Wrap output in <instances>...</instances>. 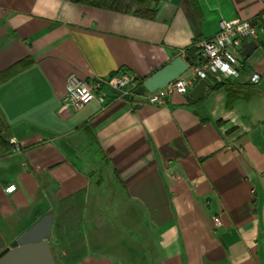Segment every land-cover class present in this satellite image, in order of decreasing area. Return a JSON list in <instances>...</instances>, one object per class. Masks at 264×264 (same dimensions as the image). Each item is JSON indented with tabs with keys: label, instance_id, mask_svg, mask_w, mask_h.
Segmentation results:
<instances>
[{
	"label": "crops",
	"instance_id": "1",
	"mask_svg": "<svg viewBox=\"0 0 264 264\" xmlns=\"http://www.w3.org/2000/svg\"><path fill=\"white\" fill-rule=\"evenodd\" d=\"M153 8L147 20L0 0V112L19 146L0 151V252L50 215L53 258L75 257L64 264H264V85L248 73L264 70V33L239 76L209 82L199 102L174 94L155 107L109 90L103 107L62 102L69 75L147 78L219 21L259 17L264 0Z\"/></svg>",
	"mask_w": 264,
	"mask_h": 264
},
{
	"label": "built area",
	"instance_id": "2",
	"mask_svg": "<svg viewBox=\"0 0 264 264\" xmlns=\"http://www.w3.org/2000/svg\"><path fill=\"white\" fill-rule=\"evenodd\" d=\"M264 33V13L249 20H221L217 33L208 39L197 42L195 61L188 71L166 86L164 89L142 95L146 104L163 107L174 94L187 95L199 80L221 84L226 80L236 79L243 70L240 53L244 43L256 41ZM184 54V53H183ZM251 85H264V70L249 71ZM139 85L137 77L130 73H115L105 78L82 80L76 75H69L65 81L64 105L79 109L89 102H96L100 107L107 103L105 90L118 93L120 96L133 95ZM13 149L19 146L12 142ZM16 191L14 185L5 188L6 194ZM215 227L221 226L219 216L213 218Z\"/></svg>",
	"mask_w": 264,
	"mask_h": 264
},
{
	"label": "water",
	"instance_id": "3",
	"mask_svg": "<svg viewBox=\"0 0 264 264\" xmlns=\"http://www.w3.org/2000/svg\"><path fill=\"white\" fill-rule=\"evenodd\" d=\"M256 47L254 41L244 43L240 55L249 57ZM191 64L192 61L189 57L178 56L174 58L139 84L133 90V94L142 96L145 93H153L164 89L184 75ZM208 87L209 83L207 81L199 80L189 91V98L193 102L199 101ZM50 227L51 216L46 215L20 235L16 239L14 247L0 252V264H56L46 239ZM4 246L5 244L0 238V251Z\"/></svg>",
	"mask_w": 264,
	"mask_h": 264
},
{
	"label": "trees",
	"instance_id": "4",
	"mask_svg": "<svg viewBox=\"0 0 264 264\" xmlns=\"http://www.w3.org/2000/svg\"><path fill=\"white\" fill-rule=\"evenodd\" d=\"M73 4L86 6L101 10L113 11L121 14H132L133 16L153 20L156 16V10L153 5L159 4L160 0H69ZM184 56L195 61V50L191 47L184 51ZM115 74V73H113ZM146 78L137 79L141 84ZM3 79H0V83ZM224 84H215L213 89L223 86ZM200 101V100H199ZM198 101V102H199ZM5 118L0 112V151L8 152L12 148L10 143L11 131Z\"/></svg>",
	"mask_w": 264,
	"mask_h": 264
},
{
	"label": "rangeland",
	"instance_id": "5",
	"mask_svg": "<svg viewBox=\"0 0 264 264\" xmlns=\"http://www.w3.org/2000/svg\"><path fill=\"white\" fill-rule=\"evenodd\" d=\"M12 148H13V146H12ZM112 228H114L118 232H123L122 225H116L115 224V226H113ZM54 252H55L54 253V258H55V263L56 264H64V263L68 262L69 260L71 261L72 259L75 258V257H72V256H62L60 254L59 248L55 249Z\"/></svg>",
	"mask_w": 264,
	"mask_h": 264
}]
</instances>
